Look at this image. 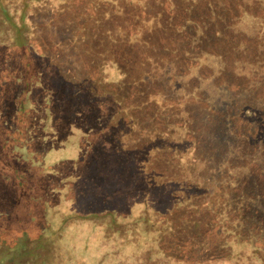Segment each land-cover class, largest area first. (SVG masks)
<instances>
[{
    "label": "trees",
    "instance_id": "1",
    "mask_svg": "<svg viewBox=\"0 0 264 264\" xmlns=\"http://www.w3.org/2000/svg\"><path fill=\"white\" fill-rule=\"evenodd\" d=\"M9 1L0 0V36H3L0 41V264H209L220 250L218 245L231 242L221 238L223 230L230 232L228 222L209 215L213 220L209 223L206 217H200L202 210L206 212L218 204L214 199L216 189L223 192L225 174L213 189V195L204 197L202 204L201 197H197L191 206L176 208L171 215L154 220L146 210L132 219L124 214L114 219L110 212L99 207L101 201L112 202L115 198H130L137 192H149L156 177L163 182L182 180L179 160L167 149L169 141L155 142L163 150L147 165L145 178L138 170L128 168L115 174L120 161L135 158L142 162L152 147L151 142L138 139L133 132L130 145L121 148L116 137L122 126L130 122L150 124L152 129L168 136L166 126H182V122H176L181 110H187L185 106L190 103L200 111L199 116L189 117L187 126V139L194 143L197 159L204 158L205 152L198 156V151L201 146L211 144L207 142L209 135L224 133V129L221 131L224 121L240 107L226 111L209 107L196 80L184 86L183 97H175L153 75L154 79H149L146 64L156 69L172 62L177 76H186L192 68L200 66L202 54H209L222 60L221 75L232 78L238 61L264 63V55L258 51L264 37L247 38L233 31L245 12L242 0H122L118 5L99 0H69L71 6L72 2L85 6L87 14H83L80 29L85 30L89 25V32L95 37L93 29L98 26L103 31L97 29V32L108 42L104 51L106 63L111 67L105 72L95 69L89 81L112 82L105 88L102 86L100 92L92 84L87 95L77 98L72 111L57 104L58 89L43 85L53 73L49 71L45 77L44 71L36 68L38 62L49 56L38 51L52 44L44 45L39 39L31 45L27 38L29 32H41L40 26L30 19L34 15L30 8L39 0H15L17 4L12 8ZM58 2L64 5L68 0ZM260 4L256 2L249 11L264 15ZM61 9L63 14L69 7ZM59 17L61 20L62 16ZM114 33L118 35L113 36ZM53 52L54 48L50 50ZM200 67L202 75L209 77L211 73L203 70L207 67ZM115 72L117 79L112 77ZM121 76L123 82L119 83ZM235 77L245 79L242 89L230 85L226 79L218 85H225L230 91H250L251 100L242 108L240 119L231 121L229 132L236 138H244L242 143L254 151L253 141L264 131V107H255L258 99L264 102V76ZM259 90L261 95L257 97ZM34 91L39 100L52 103L54 115L50 108L46 107L49 113L45 116L37 109L39 102L35 106ZM158 94L163 96L162 105L154 99ZM251 107L257 109L248 116L245 111ZM243 124L254 125L250 135L248 126L240 129ZM35 127L37 132L33 133ZM219 144L221 152L214 149L206 153L224 155L226 147ZM70 147L81 151L76 159L79 170L70 168L74 161L70 156L56 167L52 161L47 165L41 163L51 151ZM262 156L264 162V149ZM101 160L105 161L106 169L99 168ZM228 165L249 166L264 198V165L260 170L256 164L232 158L228 159ZM97 174L104 182H99ZM204 180L209 183L206 177ZM226 185L229 186L228 182ZM19 203L23 211L27 208V216L25 213L19 216L15 211ZM26 223L31 226L27 227ZM216 223L221 227L216 229ZM166 224L171 226L170 233L153 240V235ZM96 226L103 227V231L98 234ZM146 235H152L149 241L143 240ZM117 240L122 242L119 247L125 253L121 260L115 249ZM208 241L214 247H207ZM250 254H246L249 259L264 264L263 247H256ZM224 264L230 263L226 260Z\"/></svg>",
    "mask_w": 264,
    "mask_h": 264
},
{
    "label": "rangeland",
    "instance_id": "2",
    "mask_svg": "<svg viewBox=\"0 0 264 264\" xmlns=\"http://www.w3.org/2000/svg\"><path fill=\"white\" fill-rule=\"evenodd\" d=\"M77 1L78 0H76V2ZM99 1L118 5L119 1L122 0ZM131 1L133 2L134 0ZM256 2L261 3L260 8L263 10L264 0H242L245 12L233 26V31L247 38L261 39L264 37V15H253L249 11ZM9 3L10 8L13 7L14 3L17 4L15 0H10ZM77 5L72 2L71 6L69 0L64 5H60L58 0H56V2L55 0H39L30 8L32 15L34 13L30 19L32 20L31 23L34 22L40 26L41 32H35V34L29 32L27 34V38L30 40L31 45L35 41H39V39L42 40L44 45L45 42H47L48 45L52 44V46L45 45L44 48L38 51V53L42 52L49 56L44 57V61L38 62L36 68L37 70H43L45 77L46 73L49 71L53 73V77L43 81V85H49L48 89L52 87L58 89L59 98L57 104L63 108L70 109V111L75 107L77 98L87 95L92 86L95 85L94 89H98L100 92L103 87L105 88L109 83H112L111 81H106V83L105 81H100L102 83H91L89 81L88 77L92 75H90V73H93L95 69L100 72H105L111 67V64L106 63L108 58L104 51L108 42L104 39L102 40L104 36H102L101 33L99 34L97 29L101 32L103 30L98 26H95L93 29L97 34L95 37L89 32V25L85 26V30L82 28L80 29L79 25H81V22L85 18L83 14L87 13L84 11V5L79 6L78 3ZM62 6L69 7V9H64L65 12L63 14H61ZM73 8L76 10H72ZM59 15L62 16L61 20L59 19ZM71 20L72 22H70ZM98 20L100 21V18H98ZM51 25L54 27L52 28ZM9 34L6 35L8 40ZM84 35H86L85 38H82ZM114 35L118 34L114 33L113 36ZM120 37L121 36H119V39ZM2 40L3 36H0V41ZM53 48L54 52L51 54L50 50ZM258 51L259 54L264 55V43L259 45ZM199 64L200 66H205V68L207 67L203 70L211 73L209 77H204L202 75L200 66L192 68L186 76H177L176 65L172 62H165L156 69H154L153 65L150 63H147L146 66L148 72H150L149 79L155 78L157 82L161 83L164 89L167 88L169 93L175 97H183L185 94V90L183 89L184 86L190 80H196L199 83L198 89L209 107L219 111L240 107L229 119L224 121L221 130L223 131L224 129V133L209 135V137H207V142L211 144L200 147L198 156H201L202 154L200 153L203 151L205 154L202 155L204 156L203 159H197L194 156V143L187 139V126L189 117L195 118L196 115L199 116L200 111L199 108L192 107L190 103L185 106L187 110H181L182 112L178 117L179 120L176 122L180 124L182 122V126L171 124L166 126V131L169 134L168 136L159 132L157 129H152L153 127L150 124L144 126L136 122H130L126 126H122L116 137V141L121 148L130 145V141L133 139V132L137 133L138 139H144V142L148 141L146 143L151 142L152 147L143 156L142 162L135 158L133 160L120 161L115 168V174H120L123 168H128L132 171L138 170L139 175L145 178L147 174L146 169L148 168L147 165H149L153 156L160 154L163 150L162 146L155 142L166 143L169 141L167 149L172 153L173 157L179 160L182 180L163 182L161 178L156 177L154 186L149 192H137L130 198H115L112 202L101 201L102 204L99 208L101 211L110 212V216L114 219H120V216L123 214L127 218L132 219L143 210H146L153 220L159 217L169 216L176 208L179 210L178 208L182 209L183 207L191 206L190 204H192L197 197H201L199 203L202 204V199L204 197L213 195V189L218 187L220 177L225 174L227 177L226 183L228 182L229 186L225 183L222 188L223 192H221L220 187L219 192L216 189L214 199L218 204L209 207V210L206 212L202 210L200 217L204 219L206 217L209 223L213 222L209 215L216 216L226 223L228 222L230 232L223 230L224 232H222L221 238L231 239V242L218 245L220 250L214 253V258L212 260L210 259L209 264H224L226 260L229 261L230 264H258L256 260L249 259V256L246 254L251 253L250 255H252V251L258 246L264 248V198L260 195L258 183L251 168L247 165L229 166L228 159L232 158L256 164L260 170H263L264 162L262 154L264 149V131L254 139V151L250 150L249 145L242 143L241 140L244 141V138L239 139L230 134L229 129H232L231 121L240 119V115L243 111L242 108L251 100V92L247 90L230 91L225 85L219 86L218 83L226 79L230 85L242 89V84L245 79L237 80L235 75L245 77L264 76V63H245L238 61L235 63L236 69L232 78H226L224 74L221 75L223 63L219 57L202 54L199 59ZM117 75V72L112 73L113 79H117ZM122 80L123 77L121 76L118 82L122 83ZM35 91L33 93V96L37 97L34 101L35 106L39 102L37 109L41 110L42 114L45 116V113H49V111H45L46 107L50 108L53 113L52 115H54L52 103L46 99L39 100V96ZM259 95H261V90H259L257 97ZM154 99L158 105H162V95L158 94ZM255 107L263 108L264 102L258 99L255 102ZM256 109L257 108L251 107L249 110L245 111V113L250 116L251 111ZM56 113L58 112L56 111ZM170 121L174 122L173 120ZM129 126L139 128L132 130ZM244 126H248L247 134L250 135L252 129H254V125L243 124L240 129L242 130ZM68 130L69 129H67V131ZM36 132L37 127L33 129V133ZM219 143H222L226 147V153L224 155L216 156L214 154H208V152L206 153L208 150L215 151L214 149H218L219 152H221L223 149H221ZM80 154L81 151L74 147L63 148L62 150L56 149L45 155L41 163L47 165L48 161H52L54 167H56L65 160V158L70 156L74 159L70 164V168L79 170L76 159ZM105 165L106 163L104 160L99 162V168L106 169ZM204 173H206V175H204ZM59 174H61V172H59ZM74 175L75 172L73 173V176ZM97 176L99 182H104L101 176L98 174ZM204 177L207 178L209 183H205ZM15 211H17V214L20 216L27 212V208L23 211L22 203H19ZM25 215L27 216V213H25ZM225 218H227V220ZM234 218L235 220H233ZM26 224L27 227L31 226L29 223ZM218 224L219 223H216L214 226L216 229L221 227ZM95 229L98 234L103 231V227L98 228L96 226ZM170 231V224H166L162 231L153 235V240H159L163 236V233L165 234L166 232V234H168ZM108 236L107 234V237ZM151 236L152 235H146L143 240L149 241ZM117 243L118 246L115 248L117 251V258L121 260L125 253L122 248L119 247V244H122V242L117 240ZM106 245L109 246V242H107ZM205 245L210 248L214 247L212 241H208Z\"/></svg>",
    "mask_w": 264,
    "mask_h": 264
}]
</instances>
